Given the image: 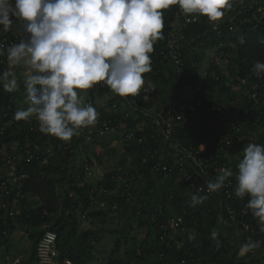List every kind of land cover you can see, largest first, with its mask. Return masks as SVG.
Masks as SVG:
<instances>
[{
    "label": "trees",
    "instance_id": "trees-1",
    "mask_svg": "<svg viewBox=\"0 0 264 264\" xmlns=\"http://www.w3.org/2000/svg\"><path fill=\"white\" fill-rule=\"evenodd\" d=\"M235 0L232 4L233 13L223 22L211 21L201 16L200 21L190 24L184 40L183 58L184 71L179 74L174 63L166 54L170 22L178 10V5L164 10V29L162 39L154 42V51L150 53L152 71L144 74V79L154 84L155 93L151 103L144 111L137 96H118L114 99L116 109L111 112H102L106 127L123 132L125 152L132 157V167L124 170L129 176L136 175V184L140 189L132 190V197L128 200L117 193L120 182L117 177L119 167L111 171L96 185L85 181L86 167L80 162L79 144L87 138L80 134L87 128L79 130L70 141H62L54 136L41 133L35 118L27 121H16L5 135H0L2 143H18L21 152L25 150L26 140L37 142L40 151L31 160L24 159L20 167L29 178L25 181L20 214L16 215L15 209L9 199H2L0 209V249H12L11 238L17 231H24L33 239L30 258L23 264H35L37 261V246L40 238L46 231L57 234L58 261L63 264L70 260L72 264H89L95 260V241L98 238L94 228L82 230L81 220L90 219L100 224L122 221L128 223L136 219L139 227L146 229L143 239L129 238L123 230L116 231L122 235L115 241L110 260L107 264H176L174 259L186 258L193 263L213 264H258L262 260L259 256H249L237 259L239 246L236 244L235 230L230 228L223 220L216 202L209 198L202 204L190 207L191 196L189 186L180 181L177 172H164L153 168L155 163L173 162L168 157L170 144L161 135L160 128L155 122L154 115L162 112L173 97H180L186 86H198L202 83L198 99L209 105H226L240 100L244 103L247 112L241 111L235 119L236 128L247 131H256L259 135L257 144L264 145V78H258L252 71L256 61L264 62V19L257 20V11L260 6L251 2L244 4ZM236 6V7H235ZM252 19L254 24L245 22ZM255 24H257L256 27ZM2 28V26H0ZM21 30V29H20ZM18 29L12 28L9 32L0 31V43L6 39L8 45L18 43L25 36L16 38ZM240 37L244 43H240ZM229 64V75L222 72L217 59L212 58L215 53ZM208 57L205 74L200 67ZM7 56L0 57V72L4 71ZM246 79V84L239 80ZM236 85L251 89L247 94H239ZM142 90V88H141ZM140 90V92H141ZM100 94L105 95L111 89L105 84L98 85ZM218 98L214 99V95ZM90 94L85 103H92ZM225 102V103H223ZM26 103L24 81L18 84L17 90L6 92L0 87V106L9 107V118L14 117L18 109ZM131 110V111H129ZM6 118H0V124ZM204 122L213 124L214 121L202 111L195 120L194 132L202 134ZM144 125L140 132L138 126ZM207 128H204V131ZM225 130L222 129V133ZM134 133L142 142L126 140V135ZM221 133V134H222ZM185 142L190 145L188 137ZM94 143L95 138L90 140ZM68 147L65 154L57 149V144ZM200 143V141H199ZM191 145H194L191 143ZM165 158L161 159V156ZM228 164V160H222ZM228 166L236 171V164ZM59 187L61 191H59ZM120 188V189H119ZM106 191L107 193L103 192ZM205 195V194H201ZM39 200L34 205V199ZM247 197L245 200L247 202ZM92 200L106 202V208L95 206L90 208ZM117 205V209L113 207ZM183 217L187 230L185 246L178 248L172 246L169 250L161 242V237L166 234L168 242L170 229L167 225L169 218ZM255 223L261 231L257 218ZM43 229L44 232L34 235L31 230ZM216 230L218 239L234 240L229 244V250L216 247V242L211 239V232ZM262 232V231H261ZM264 234V232H262ZM193 235V239L189 236ZM163 254V258H161ZM223 256V261L214 257ZM232 256V257H231Z\"/></svg>",
    "mask_w": 264,
    "mask_h": 264
},
{
    "label": "clouds",
    "instance_id": "clouds-1",
    "mask_svg": "<svg viewBox=\"0 0 264 264\" xmlns=\"http://www.w3.org/2000/svg\"><path fill=\"white\" fill-rule=\"evenodd\" d=\"M178 5L193 19L205 16L219 20L231 0H0V31L18 24L25 36L7 48L0 44V57L7 56L8 68L0 72V87L13 92L18 87L15 69H23L27 107L14 113L16 121L33 116L41 133L70 141L79 130L96 123L98 112L85 103L80 92L104 82L119 96H137L152 71L150 53L162 39L164 10ZM240 43L244 38L240 37ZM252 71L264 78V62L256 61ZM79 90V91H78ZM202 151L204 150L201 145ZM235 176V195L257 218L264 232V145L250 142L236 165L220 169L207 182L215 193ZM204 189L192 194L189 206L208 199ZM219 233L211 239L220 247ZM194 236L190 235L189 239ZM261 246L249 238L238 255L254 253Z\"/></svg>",
    "mask_w": 264,
    "mask_h": 264
},
{
    "label": "built area",
    "instance_id": "built-area-1",
    "mask_svg": "<svg viewBox=\"0 0 264 264\" xmlns=\"http://www.w3.org/2000/svg\"><path fill=\"white\" fill-rule=\"evenodd\" d=\"M253 5L260 6L257 11V20L261 22L264 19V0L253 2ZM200 19L201 16H196L194 19L191 16H186L178 6V10L170 22L166 54L174 63L179 74H182L184 71L183 46L186 32L191 23L200 21ZM245 22L254 24V21L250 18L245 19ZM256 26L257 24L254 27ZM13 27L18 29L16 38L21 37L20 26L14 23ZM0 44H3L5 48L9 46L6 39ZM4 65L7 69V60L4 62ZM239 81L242 84H246V79ZM99 85L104 86L105 83L101 82ZM202 86V83L198 86H186L180 97H173L169 105L162 112L154 115L161 135L170 144V152L167 155L173 162H164V164L155 163L153 168L164 172H177L180 181L189 186V193H196L199 189L203 188L204 191L200 194H205L216 202L223 220H225L230 228L235 230L236 244L239 248L242 244L247 243L249 238L259 241L261 244L254 253H249L243 257L237 253V259L245 257L250 259L249 256H259L262 262L258 264H264V234L259 231L255 223V217L252 216L251 211L245 208L247 203L245 198L240 199L235 195V176L226 181L225 186L219 191L215 193L207 192V182L214 180L220 169L230 168L227 163L221 161V158L222 160H228L231 154L242 157L243 149L246 145L250 142L257 143L259 135L256 131L243 132L236 128V117L241 111L247 112L243 102L236 100L226 105H209L198 99ZM154 93V84L148 82L142 87L138 98L141 102V108L147 112V115L149 112L146 110V107L151 103ZM9 111V107L0 106V118L7 119L0 124V135H5L7 130L12 128L14 124V118H9ZM202 111L205 112V115L210 116L214 123L204 122L202 128L199 127L198 129L202 133L199 134L194 132L195 120ZM204 128L207 129L204 131ZM222 129L225 130L224 133H222ZM189 134H191L188 137L190 145L184 139ZM126 140L139 143L143 141L134 133L126 135ZM191 143L194 145H191ZM201 145H203V151ZM40 149V145L37 142H32L28 139L26 140L23 152L17 146L10 147V144H1L0 196L3 199H9L10 204L15 209L16 215L20 214L22 200L25 198L23 187L25 181L29 178L22 171L20 164L25 158L28 160L33 159ZM57 149L62 154H65L68 147L58 143ZM163 158H165V155L161 156V159ZM118 172L121 174L115 178H118L120 182L119 187L124 188V191L119 190L117 193L121 197L126 196L129 200L132 197V190L135 188L140 189L135 180L136 175L139 174L136 173V175L129 176L124 172L122 167L118 169ZM103 192L107 193L106 191ZM95 203L96 201L92 200L91 209ZM106 206V202L102 201L99 208L104 209ZM5 207L6 205H3V208ZM113 209L116 210L117 205ZM167 225L170 229L168 242L166 234L161 237V242L166 245V248L170 250L172 246L178 248L185 246L187 230L184 226L183 217L169 218ZM220 242L221 244L218 248L229 250V244H233L234 240L228 238ZM58 257L57 234L52 231H46L38 242L36 264H60ZM160 257L163 258V254ZM213 258L223 261V256L220 255L218 257L213 256ZM174 262L176 264H200L193 263L186 258L180 260L176 258ZM9 264H23V260L15 257L11 259ZM63 264H72V262L66 260Z\"/></svg>",
    "mask_w": 264,
    "mask_h": 264
},
{
    "label": "rangeland",
    "instance_id": "rangeland-1",
    "mask_svg": "<svg viewBox=\"0 0 264 264\" xmlns=\"http://www.w3.org/2000/svg\"><path fill=\"white\" fill-rule=\"evenodd\" d=\"M258 0H240L239 3L244 4L247 2H257ZM232 4L235 2V0H231ZM236 7V6H235ZM235 8H227L224 9V15L221 19L216 20L217 23L223 22L225 19L229 17L230 14L233 13V10ZM212 58L217 59L218 63L220 64V67L222 69V72L225 76L229 75V64L226 60H222L219 58L215 53L211 54ZM208 64V57L203 62L202 66L200 67V71H202V74H205L206 67ZM18 68L15 69L18 76V84L23 82L24 80H20V77L18 75ZM20 69V68H19ZM148 83L147 80H145V84ZM144 84V85H145ZM98 85H95L92 89L84 90L80 92V95L83 96L84 101L86 97H88L90 94L93 96L92 98V104L96 108L98 112L97 121L94 125L88 127V131L92 132V135L88 132H82L79 136L81 138H89L90 136L95 138L94 144L95 145H88L91 144V141L86 140L87 145H85V141L81 142L79 144V154L82 163L84 166L87 167V160H91V158L88 156L89 154L94 155L93 160H96L97 167L93 168V172H91V175L89 176L92 178V183L94 185L98 184L107 173L111 171H115L119 167H122L125 171L130 169L132 167V157H130L126 152L124 148V133L123 132H117V130L110 129L106 127V123L104 122V119L102 117V112H111L115 110L114 99L118 97L119 95L115 94L114 92H110L109 94L102 95L98 91ZM236 90L239 94H247L251 91V89L246 90L244 87L236 85ZM79 91V90H78ZM214 99H217L219 96L218 94H215ZM225 103V102H223ZM23 108L26 109L27 102L23 104ZM131 111V110H129ZM32 118H35L34 116ZM138 130L140 132L144 131V125L140 124L138 126ZM87 131V130H86ZM88 134V136H86ZM91 138V137H90ZM18 146V143H11L10 147ZM90 146L93 148L90 149ZM242 157L237 156L235 154H231L230 158L228 159V164L234 163L238 164L239 160ZM94 161L91 160L92 164L94 165ZM86 164V165H85ZM234 173L236 171H233ZM86 178V177H85ZM59 191H61V188L59 187ZM2 197L0 196V205H2ZM34 205H38L39 200L37 198L34 199ZM97 206L99 208L100 202H96L94 207ZM93 207V208H94ZM81 228L82 230H86L88 228H94V230L97 232L98 238L95 241V260L89 264H107L110 260L113 248L115 246V241L117 239H121L122 242L124 241V237L122 235H116V231L123 230L128 235L129 238L136 237L138 240L143 239V237L146 234V229L139 227V223L136 219H130L128 223H123L122 221L114 222V223H108V224H100L98 222H94L90 219H82L81 220ZM31 232L36 236L38 234H41L44 232L43 229L34 230L32 229ZM33 239L26 234L24 231L20 230L18 232H15L14 236L11 239V245L12 249L10 251H7L5 249H0V264H9L12 258L19 257L23 261H26L30 258L31 250H32V244ZM36 264V263H35Z\"/></svg>",
    "mask_w": 264,
    "mask_h": 264
},
{
    "label": "crops",
    "instance_id": "crops-1",
    "mask_svg": "<svg viewBox=\"0 0 264 264\" xmlns=\"http://www.w3.org/2000/svg\"><path fill=\"white\" fill-rule=\"evenodd\" d=\"M18 75H19V77H20V80L22 79L23 80V69L22 68H18ZM86 100H87V97H86V99H85V102H86ZM87 130V131H86ZM86 130H84V132L86 133V132H88L89 134H91L92 135V132L91 131H88V127H87V129ZM86 136H88V134H86ZM91 137V138H90ZM89 138H87L89 141L92 139V136H90ZM87 140V141H88ZM95 145L94 143H91V144H88V145ZM92 145V146H93ZM92 146H90V149H92L93 147ZM90 158H91V160L92 161H94L93 160V157H94V155L92 154V152H91V154H89L88 155ZM91 160H87V167H86V178H85V181L87 182V183H90V184H93L92 182V178H90L89 176L91 175V172H93V168H96L97 167V163H96V160L94 161V165L92 164V162H91ZM79 163H82V161H81V158H80V162H78V164ZM86 165V164H85ZM3 206L2 205H0V209L2 208ZM18 232V231H17ZM15 234V233H14ZM14 234L12 235V237L14 236ZM12 239V238H11Z\"/></svg>",
    "mask_w": 264,
    "mask_h": 264
}]
</instances>
